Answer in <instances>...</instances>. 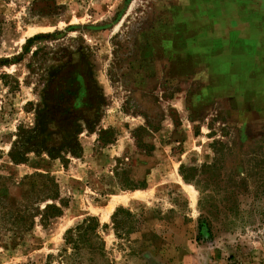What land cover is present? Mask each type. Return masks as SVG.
<instances>
[{"label": "rangeland", "instance_id": "1", "mask_svg": "<svg viewBox=\"0 0 264 264\" xmlns=\"http://www.w3.org/2000/svg\"><path fill=\"white\" fill-rule=\"evenodd\" d=\"M87 217L83 264H264V0H0V264Z\"/></svg>", "mask_w": 264, "mask_h": 264}, {"label": "trees", "instance_id": "2", "mask_svg": "<svg viewBox=\"0 0 264 264\" xmlns=\"http://www.w3.org/2000/svg\"><path fill=\"white\" fill-rule=\"evenodd\" d=\"M34 39L29 40L28 43H32ZM15 161H17L14 158ZM24 161V160H22ZM20 161V162H22ZM182 167V166H181ZM215 169V167H212ZM185 181L186 178H185ZM130 189V188H129ZM133 189V188H131ZM134 191L137 188L133 189ZM206 196V195H205ZM50 199L58 200L60 197L56 193L54 195L49 196ZM44 215L46 217H50V219H55L57 217H61L63 215L62 209L58 208L56 205H49L44 210ZM55 212V213H52ZM204 227H206L209 231L211 230L209 220L205 217ZM105 228V226L103 227ZM100 229H102L99 221L94 217H87L81 224H79L76 228L67 231L65 236V248L61 254V263L62 264H83L81 261L82 252L85 249H89L91 254H98L100 257L105 258V243L99 234ZM95 240V244L92 241ZM69 249L71 253L69 254ZM51 264V263H49Z\"/></svg>", "mask_w": 264, "mask_h": 264}, {"label": "crops", "instance_id": "3", "mask_svg": "<svg viewBox=\"0 0 264 264\" xmlns=\"http://www.w3.org/2000/svg\"><path fill=\"white\" fill-rule=\"evenodd\" d=\"M163 132V129L160 130V134H162ZM155 149L153 150V153H154ZM152 170V169H151ZM151 170L150 172L148 173V169L147 167L144 165V164H139L137 166V168H135V170L133 171V180L135 182H142V181H147L148 180V176L150 175L151 173ZM138 190H135L133 193H130L129 195H131L130 197L134 198L135 195H138L137 193L139 194H143L144 198H145V194L143 191L141 192H136ZM127 193H124V194H120V195H125ZM141 200V199H140ZM138 201V200H137ZM134 202V201H133ZM132 205V203L130 204ZM119 206V205H118ZM129 206V205H128ZM117 207V206H116ZM116 209V208H115ZM115 211V210H114Z\"/></svg>", "mask_w": 264, "mask_h": 264}, {"label": "bare ground", "instance_id": "4", "mask_svg": "<svg viewBox=\"0 0 264 264\" xmlns=\"http://www.w3.org/2000/svg\"><path fill=\"white\" fill-rule=\"evenodd\" d=\"M107 215H108V213H107ZM106 219H107V216H106Z\"/></svg>", "mask_w": 264, "mask_h": 264}]
</instances>
